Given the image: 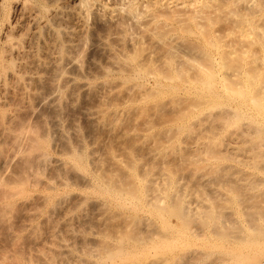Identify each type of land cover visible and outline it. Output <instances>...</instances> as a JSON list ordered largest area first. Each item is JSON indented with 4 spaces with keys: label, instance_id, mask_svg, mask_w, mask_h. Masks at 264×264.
Returning a JSON list of instances; mask_svg holds the SVG:
<instances>
[{
    "label": "bare ground",
    "instance_id": "obj_1",
    "mask_svg": "<svg viewBox=\"0 0 264 264\" xmlns=\"http://www.w3.org/2000/svg\"><path fill=\"white\" fill-rule=\"evenodd\" d=\"M23 1L14 5L21 10L16 17L0 13V264H264V198L257 203L264 195V44L258 41L263 36L264 42V30L261 35L255 21L245 18L264 16V2L120 0L110 10L104 5L100 20L120 26L98 39L105 64L81 76L65 70L80 71L78 47L88 13H39L44 0L30 8ZM217 14H227V21L236 17L235 26L229 21L232 35L250 27L241 34L256 43L246 42L248 60L247 45L243 49L239 40L233 39L235 49L226 41L232 51L219 46L229 29L222 37L203 24L222 23ZM161 61L163 69L155 65ZM185 67L194 77L186 78ZM118 89H136L132 109H140L141 117L166 104L174 114L166 124L146 114L139 124L148 128L133 139L129 135L130 142L115 135L123 140L117 147L128 145L116 154L107 133L112 138L120 130L119 115L131 106L123 101L116 107L111 95ZM79 94H94L98 103L78 105ZM64 104L104 128L115 151L95 136L94 147L110 153L89 151L94 143H84L75 117L66 123ZM149 124L165 129L152 133L156 127ZM125 129L120 134L133 132ZM187 136L191 143L185 145ZM134 138L152 141L145 144L146 162ZM168 154L178 155L181 164L162 163ZM209 184L226 194L209 191ZM86 204L96 212L89 214ZM45 223L53 226L43 229Z\"/></svg>",
    "mask_w": 264,
    "mask_h": 264
},
{
    "label": "rangeland",
    "instance_id": "obj_2",
    "mask_svg": "<svg viewBox=\"0 0 264 264\" xmlns=\"http://www.w3.org/2000/svg\"><path fill=\"white\" fill-rule=\"evenodd\" d=\"M23 0H0V4H1V6H0V13H9L8 15H9V17H10V19H12V17L14 16V17H16V13H21V10L20 9H17V8H15V3L17 2H22ZM34 0H25V1H23V2H26L27 3V5H28V3H29V5L28 6H26L25 5V7H31L32 5V2H33ZM92 3H91V2ZM90 1H88V2H85V0H74V4L72 3V2H70V0H44V2H43V6H44V8L43 9H39L38 11H39V13H56L57 12V10L56 9H58V12L57 13H60V10H62V9H64V11H66V12H63V13H88V16L86 17V19H85V21H84V27H85V30L82 32L84 35L82 36L81 35V42H79V46L80 47H78L79 48V51H80V60H79V62H81V63H79L78 65H79V67H80V71L78 72V69H73V68H66V70L65 71H67V72H72L73 71V73H76L77 75H81V76H85V75H87V73L86 72H94L93 70H95V69H92V68H95V67H93V66H102V65H104L105 63H104V57H103V53L101 52L102 50V47L100 46V44L98 45V39L99 38H101V36L100 35H105L106 33H114V32H116L117 31V29L119 28V26H118V24H116V23H110V22H106V20H104V21H102V20H100V15L99 14H101V13H105V11L106 10H104V9H107V10H110V9H115V8H117V7H119V2H120V0L118 1V0H90ZM118 1V2H117ZM260 1H263L264 2V0H260ZM25 3V4H26ZM83 3V4H82ZM87 3V4H86ZM61 5V6H60ZM62 5L64 6V7H66V8H63L62 7ZM104 5L105 6H107L106 8H104ZM29 7V8H30ZM78 7V8H77ZM83 7V8H82ZM29 8H26L27 10L29 9ZM104 8V9H103ZM48 11V12H46V11ZM56 10V11H55ZM103 10V11H102ZM74 11V12H73ZM11 14V15H10ZM176 14V13H175ZM180 13H177V16L179 15ZM199 14H201V13H198V14H196L195 13V15H199ZM204 14H206V15H212V13L210 14V13H204ZM216 14V13H215ZM224 14V13H223ZM235 14H237V13H235ZM240 14V13H239ZM242 14V13H241ZM243 14H245V13H243ZM250 14V13H249ZM171 15H172V13H171ZM219 14H217V16H216V19H217V17H218V19L222 16V13H221V16L219 17L218 16ZM229 15H231L230 13H229ZM228 15V16H229ZM233 15V14H232ZM248 15V13L246 14V16ZM168 16H170V13H168ZM181 16V15H180ZM209 16H206V18H208ZM213 16V15H212ZM226 16H227V14H226ZM226 16H224L223 15V18H222V20H223V22L221 23V22H219V23H217V22H215L214 24H212L211 23V21H209V24H207L208 22H206L205 21V23H203L204 22V20H203V22H201V23H203V24H206V26L208 27V25H209V27L207 28L208 29V31H215V29H216V32H218V31H220V36H222V33H223V31L224 30H227V29H229V30H227V31H230V30H233V29H230V27L231 28H233L232 26L234 25V23H233V25L231 24L232 22L231 21H235V18H234V16L232 17V16H229V18H228V20L231 18L232 20L230 21V24L232 25H230L229 24V21H227L226 19L224 20V18L226 17ZM242 16V15H241ZM244 16V15H243ZM8 17V18H9ZM211 17V16H210ZM245 17V16H244ZM179 18V16L176 18V15H175V19H178ZM211 18H213V20L215 21V17H211ZM221 18L219 19V21L221 20ZM234 18V19H233ZM246 19H249L250 18V22L253 20V21H255V25H253V29L254 30H256V29H259V31H260V34L262 35V31H261V28H263L262 30H264V24H261V23H263V21H264V16H263V13H251V15H249V16H247V17H245ZM256 18H259L258 20L256 19ZM124 19V18H123ZM210 19V18H209ZM256 19V20H255ZM260 19L262 20V21H260ZM67 20V19H66ZM207 20V19H206ZM120 21V23L119 24H121L123 21L122 20H118V22ZM122 21V22H121ZM125 21H127V20H125ZM236 21H240V20H238V18L236 19ZM252 21V22H253ZM256 21H258V22H256ZM106 22V23H105ZM129 22V21H128ZM225 22V23H224ZM228 22V23H227ZM260 22V23H259ZM217 23V24H216ZM227 23V24H226ZM236 23V22H235ZM254 23V22H253ZM123 24V23H122ZM129 24H130V22H129ZM211 24V25H210ZM238 24H239V22H238ZM213 25H217V27H213ZM230 25V26H229ZM236 25V24H235ZM234 25V26H235ZM240 25V24H239ZM257 25V26H256ZM260 25V28H257L258 26ZM128 26V25H127ZM129 26H132V25H129ZM128 26V27H129ZM226 27V28H225ZM243 27L244 26H240L239 28H241L240 30H242L243 29ZM247 27V26H246ZM134 27H132V29H133ZM222 28H225V29H222ZM249 28L250 27H247V30L249 31ZM252 28V27H251ZM106 29H108L109 31H111V32H109L108 30H106ZM235 29H236V27H235ZM252 29V31H254ZM223 30V31H222ZM238 26H237V29L236 30H234V31H236V32H238V31H240V30H238ZM245 30H246V28H245ZM245 30H243V31H245ZM247 30L245 31V33L247 32ZM227 31H225L226 33V35L225 34H223L224 35V37H223V39L220 37L219 38V41H218V43H219V46L220 47H223L222 49L223 50H226V51H232L231 49H229V48H227V43H226V41H228V43H232L231 45L232 46H230L229 44H228V47L230 46V48H233L235 45H237V46H239V44L240 43H242V44H240L241 45V47H243V49H245L244 47H246L245 45H247L246 44V42L248 43H251V44H253V43H255V42H253L252 43V40H250V39H252L251 37H250V39H248L249 37L247 36V40H250V41H246V35L244 36V35H241V34H245V33H242V31H241V34H239V33H236V32H234V34L235 35H232L231 34V31H230V35H229V33L227 34ZM250 31H251V29H250ZM258 31V32H259ZM104 32H106V33H104ZM232 32V33H233ZM255 32V31H254ZM251 32V33H253V34H255V33H257V32ZM104 33V34H103ZM219 33V32H218ZM248 33H250V32H248ZM238 34V35H237ZM253 34H251L250 36H252ZM264 34V33H263ZM228 35H229V38H228ZM257 35V34H256ZM234 36H235V38H234ZM98 37V38H97ZM242 38L243 39V41H242V39H241V41H240V39H237V38ZM95 38H97L96 40H95ZM245 38V39H244ZM255 37L253 36V39H254ZM259 38H260V36H259ZM190 41H192V42H194V43H201V40H199V39H196V38H194V37H189L188 38ZM222 39V40H221ZM239 40L238 41V43L237 44H235L234 43V40H233V42H231L230 40ZM263 36H261V40H259L258 39V41L259 42H261V44L263 43L264 44V42H263ZM245 40V41H244ZM255 40V39H254ZM255 41H257V40H255ZM226 44V45H223V44ZM233 43H234V45H233ZM221 44H222V46H221ZM243 44H244V46H243ZM256 44V43H255ZM255 46V45H254ZM253 45L251 46V47H254ZM257 46H258V44H257ZM256 46V47H257ZM262 48H263V46L264 45H260ZM259 46V47H260ZM239 48V51H240V49H242V48ZM256 47H255V49H252V51L253 50H256ZM227 48V49H226ZM258 48V47H257ZM234 49H235V47H234ZM234 49H233V51H234ZM246 49H248V50H245V52H246V57H247V60H248V55L250 54L249 52L251 51V48H250V46H249V44L247 45V47H246ZM259 49H261V48H259ZM259 49H258V52H259ZM264 49V48H263ZM237 50V49H236ZM261 51V50H260ZM244 52V53H245ZM254 53L256 52L257 53V50L256 51H253ZM254 53H251V54H254ZM255 53V54H256ZM261 53H264L263 52V50L261 51V52H259V54H261ZM250 56V55H249ZM257 56H259L258 54H257ZM105 62H106V60H105ZM159 63L161 64V68L163 67V64H162V61L161 62H158V64L157 63H155V65L157 66H159ZM94 64H96V65H94ZM98 64V65H97ZM102 64V65H101ZM81 65V66H80ZM92 66V67H91ZM78 67V68H79ZM160 67V66H159ZM156 68V67H155ZM160 68V69H161ZM164 68V67H163ZM162 68V69H163ZM186 68V69H185ZM183 70H186L187 71V73H186V78H192V77H194V73L195 72H192L193 73V76L191 77V70L189 69V68H187V67H185ZM92 69V71H90ZM161 69V70H162ZM77 70V71H76ZM157 70H159L158 68H157ZM193 71V70H192ZM78 72V73H77ZM190 72V73H189ZM196 76V75H195ZM86 78H88V76L86 77ZM185 77H183V79H184ZM90 80V79H89ZM92 80V79H91ZM98 81H100V78L99 79H97L96 81H93V82H98ZM121 89H118V90H116V93L115 92H113L112 93V98H111V100L112 101H115V102H117L115 105H118V106H116V107H122V105H123V101H125V103L126 104H131V106H128L126 109H128L127 110V112H126V110H125V115L123 116L122 114L121 115H119V121H118V127H119V129L121 130V128H122V126H123V129L122 130H124V128H126L128 131H131V129L133 130V132L131 131V132H127L126 133V131H125V133L126 134H120L121 132H120V130H118V132L116 133V134H113V133H115L114 131L112 132V134L114 135V136H112V138H110L111 137V135H110V137L108 136L109 134L107 133V131L104 129V128H101V126H99V124L97 123V122H95V121H91L90 123H87L88 121H90V120H84L85 118H83V117H80V116H82L81 114H79L78 112H80V109H79V111L76 109H74V108H72L70 105H65V106H63L64 108L62 109L63 111V114H64V118L67 116V114H68V116H69V119H66L65 121H66V123H68L67 121H70V120H72L73 118H71V117H75L74 118V121H75V119H76V122H77V125H78V128H79V132L81 133V135L82 136H84L85 137V135H88V134H85L84 135V133H90L91 131V134H89L88 135V139H89V141H88V139H87V141H86V139L83 137V140H84V143L85 144H87V143H89V142H91L92 140L94 141V139H93V137L95 136V138H96V141H98L97 139H99V141H100V139H101V142H99V145H101V144H103L104 146L103 147H105V146H109L108 145V141H110V140H107V139H111L112 141H111V143H113V144H111L110 143V145L114 148V146H116V151H115V149L114 150H112V147H110L109 149H110V151H112V152H114L115 151V153L117 154V149H118V153L120 152V148L122 147V146H119V147H117V145H119L120 143H122V141L124 140V139H126L125 141H123V143H126L127 142V137L129 136V135H133L132 136V139H133V137H134V135L136 134L137 136L136 137H138V136H141L142 134H143V131L145 130L144 128H145V126H146V128H148V126L147 125H145L144 126V128H142L143 127V124H141L142 126H140V124H139V122H140V120L139 119H143L144 121H147V118L145 117L146 116V112H145V115H143V117H141V110L139 109V113H138V109H136L135 107H134V109H132L133 107L132 106H134L135 105V103H136V101L138 100V98L136 97V96H138V95H136L137 94V92H136V89L134 90L133 89V91H131V90H125V89H122L121 91H120ZM163 90H165V88L163 87ZM120 91V92H119ZM117 92L120 94H117ZM136 92V93H135ZM115 94H117L116 96H115ZM80 95V96H79ZM78 96H79V98H78V105H84V104H86V102H87V104L88 105H90V102L93 104H95V102L96 103H98L97 101V99H95V95L94 94H92L91 96H90V94H88V96H87V98L84 100V98L86 97H84V96H82V97H84V98H82L81 97V94H79ZM117 97V98H115V99H113L114 97ZM89 97V98H88ZM136 98H137V100H136ZM95 100V101H94ZM128 100H130V101H132V100H134V101H132V102H129ZM179 100V99H178ZM128 101V102H127ZM180 102H182V100L180 101ZM180 102H177V103H179L180 104ZM114 103V102H113ZM177 103H173V104H176L175 106L172 104V107L174 108V109H176L175 107L177 106L178 107V105H177ZM92 104H91V106H92ZM120 104V105H119ZM183 104V103H182ZM96 105V104H95ZM94 105V106H95ZM167 105V104H166ZM166 105H164L163 106V108H161V109H163L162 111L160 110V111H158V113L160 112H162L163 113V111L165 110L166 111V113H165V111H164V113L162 114H160V115H162V116H160V115H158V113L156 114L155 112L156 111H154L153 109V115L155 114V116L157 115L158 116V118H157V120H158V122L160 121L161 123L164 121V124H166L167 122H168V117L170 118V116H172L171 114H170V112H172L173 111V109H171L170 108V105L171 104H169V106H166ZM67 106V107H66ZM181 106V105H180ZM75 107H76V105H75ZM181 107H183V106H181ZM180 107V108H181ZM65 108H67V109H65ZM132 109V113H131V111H130V113H129V110H131ZM166 108V109H165ZM179 108V107H178ZM177 108V109H178ZM65 109V110H64ZM134 110H136L137 111V113H138V115H137V113L134 111ZM167 110L169 111V112H167ZM175 111V110H174ZM148 112V111H147ZM149 112H150V114H151V110H149ZM73 113V114H72ZM129 113V114H128ZM169 113V115H166V114H168ZM173 114H174V112H172ZM79 114V116H76V115H78ZM144 114V113H143ZM150 114L148 113L147 114V116L149 115V117H150ZM166 116H165V115ZM153 115L151 114V120H153V123H157V120H156V118H155V116L153 117ZM123 116V117H122ZM130 116V117H129ZM139 116V117H138ZM76 117H78V120H77V118ZM122 117V118H121ZM141 117V118H140ZM160 117H163V119L161 118V119H159ZM173 117H174V115H173ZM66 118H68V117H66ZM80 118V119H79ZM135 118H138L137 119V121H136V119ZM144 118H146V120L144 119ZM153 118V119H152ZM155 118V119H154ZM165 118H167L166 120H165ZM172 118V117H171ZM124 119V120H123ZM128 119H130L129 121H128ZM149 119V120H150ZM173 119V118H172ZM171 119V120H172ZM139 120V121H138ZM79 121V122H78ZM122 121V122H121ZM125 121V122H124ZM126 121H128V122H126ZM131 121V122H130ZM133 121V122H132ZM137 123H136V122ZM143 121V122H144ZM165 121H167L166 123H165ZM71 122V121H70ZM152 121H150L149 123H151ZM159 122V123H160ZM94 123H96L97 124V126H99V127H97L96 128V126H94ZM119 123H125L124 125H122L121 127H120V125H119ZM130 123V124H129ZM134 123H136V125H134ZM140 123H142V122H140ZM146 122H144V124H145ZM93 124V125H92ZM126 124H128L129 126H126ZM163 124V125H164ZM90 126V128H89V126ZM150 125V124H149ZM152 125V124H151ZM149 126V127H156V129L152 132V133H157L158 131L159 132H163L164 131V127H160V126H163V125H161L160 124V126L157 124V126H159V127H157L155 124V126ZM128 127V128H127ZM93 128V129H92ZM91 129V130H90ZM101 129V130H100ZM125 129V130H126ZM130 129V130H129ZM139 129L141 130V129H143V131L141 130V131H139ZM87 130V131H86ZM99 130V131H98ZM117 130V127L115 128V131ZM121 130V131H122ZM134 130H136V131H134ZM161 130V131H160ZM163 130V131H162ZM85 131V132H84ZM84 132V133H83ZM124 131H122V133H123ZM95 135H94V134ZM101 133V134H100ZM102 133H103V135H102ZM105 133H107V139H106V135H105ZM151 133V134H152ZM117 134H119L118 136H120V135H122L124 138H123V140L121 141L119 138H118V136H116L115 137V135H117ZM126 135V136H125ZM154 135V134H153ZM104 136H105V139L107 140L106 142H107V144L106 143H103L104 141L103 140H105L104 139ZM150 136H152V135H150ZM109 137V138H108ZM113 137H114V139H113ZM86 138H87V136H86ZM149 139H152L151 137H148ZM147 138V140L145 141L143 138L140 140V141H138V139L136 140L135 138H134V140H136V141H138V142H135L134 140H133V142H135V143H139L140 144V142H141V147L143 146V150H141V152L143 153L141 156H143L144 157V159H145V162H146V159L147 158H145V154H146V152H148V149H150V148H146V146L147 147H149L150 145H149V142H152V141H150L149 139ZM160 138V137H159ZM129 137H128V141H129ZM161 139H162V137H161ZM160 139V140H161ZM185 139H186V137L184 138V140H183V145L185 144L184 143V141H185ZM188 139H190V137L189 136H187V140L185 141L186 142V144L185 145H187V143L188 142H190V140H188ZM114 140H116V142L114 141ZM148 140H149V142H148ZM191 140H192V138H191ZM92 141V142H93ZM121 141V142H120ZM132 141V140H131ZM144 141V142H143ZM161 141H163L164 142V139L163 140H161ZM87 142V143H86ZM130 142V141H129ZM145 142H147V143H145ZM94 144H91V146L89 145V151L91 150L92 152H94V155H95V152H96V154L98 155L100 152H99V150H102V149H99V148H97V147H101V146H98L97 145V147L95 146L94 147V145H95V142H93ZM98 143V142H97ZM96 143V144H97ZM101 143V144H100ZM144 143V144H143ZM191 143V142H190ZM106 144V145H105ZM128 144H130V143H128ZM134 144V143H133ZM145 144H147V145H145ZM131 145V144H130ZM136 145V144H135ZM190 144H188V146H189ZM87 146H88V144H87ZM126 146V145H125ZM128 146V145H127ZM126 146V147H127ZM136 146H138V147H140L139 145H136ZM136 146H134V149L136 148ZM188 146H187V148H188ZM102 147V148H103ZM126 147H124V144H123V148H121V149H125ZM133 147V146H132ZM190 147V146H189ZM93 148L95 149V151H93ZM105 148H107V147H105ZM145 148L147 149L146 150V152H145ZM187 148H186V146H184V153L185 152H187V151H185V149L187 150ZM97 149H98V151H97ZM137 149V148H136ZM189 150H190V148H188ZM107 149H103L102 150V153H107V151H106ZM189 150H188V154H189ZM104 151H106V152H104ZM109 151V150H108ZM110 151L108 152V153H110ZM136 151H138V150H136ZM135 151V152H136ZM97 152H99V153H97ZM134 152V153H135ZM141 152L139 151V153L138 154H136V155H138L137 157H139V154H141ZM145 152V153H144ZM107 153V154H108ZM114 153V154H115ZM187 153H185V154H187ZM107 154H103L104 155V157H103V155H102V159H105L106 161H107V159H108V157H105V155L106 156H108ZM96 155V156H97ZM99 155H101V154H99ZM147 155V154H146ZM174 155V156H173ZM168 154V157L166 156V158L165 159H167V160H165V159H163L164 161L162 162V163H164L165 162V165L166 164H173V166H177L178 165V163H180L181 164V161L182 160H179L180 159V157H179V159H178V155H175V154ZM170 156H173V157H170ZM97 157H99V158H101L100 156H97ZM142 157V158H143ZM170 159V160H169ZM176 159L179 161L178 163H177V165H175L176 164ZM168 161L170 162V163H168ZM171 161H173V163H171ZM144 162V161H143ZM106 164V163H105ZM179 164V165H180ZM170 166H172V165H169L168 167H170ZM172 166V167H173ZM185 179L187 178V180L189 179L188 177H184ZM205 181V180H204ZM203 181V182H204ZM187 182V181H186ZM211 185V186H210ZM214 186V187H213ZM209 189L211 188V190H209V191H213L214 189L216 190V188H217V191H219V193L221 194V195H225L226 193H225V191L224 190H222L221 188H219L218 189V187H217V185L215 184V185H212V184H209ZM213 187V188H212ZM264 188V187H263ZM261 189V190H264V189ZM213 189V190H212ZM214 190V191H215ZM259 192H261V191H259ZM215 193H216V191H215ZM65 194H67L68 195V193H65ZM249 194L250 193H247V196H249ZM214 195V194H213ZM219 194H216V196H218ZM251 195V194H250ZM220 196V195H219ZM263 196V197H262ZM262 196H259L260 198H258V201H257V203H259V201H261V203L260 204H262V202H263V198H264V195H262ZM250 197V196H249ZM88 206H90L89 204H88ZM87 206V204H86V206H85V208L86 207H88ZM88 209H92V208H88ZM88 209L86 208V210L88 211ZM95 209V208H94ZM94 209H93V211H94ZM88 212H90L89 214H94L92 211H88ZM88 217H89V215H88ZM90 217H92V215H90ZM90 217H89V220H91L90 219ZM95 216L93 215V220H91V222L92 221H94L93 222V224H94V226H95V224H96V219L94 218ZM48 223V222H47ZM47 223H45V225L43 226V229L44 228H46V230L49 228V226L50 227H52L51 225H49V224H51L50 222H49V224L47 225ZM54 223V222H53ZM109 223H111L112 224V222H109ZM108 223V224H109ZM57 224V223H56ZM107 224V225H108ZM97 225V224H96ZM113 225V226H112ZM112 225H109V228H108V226H106L107 228H108V230L107 231H112V229L114 230V224H112ZM110 227H113L112 229L110 228ZM42 229V227H41V230H43ZM110 229V230H109ZM45 230V231H46Z\"/></svg>",
    "mask_w": 264,
    "mask_h": 264
}]
</instances>
